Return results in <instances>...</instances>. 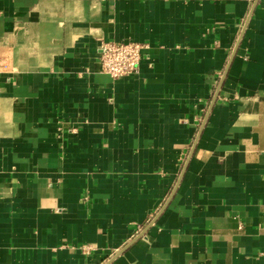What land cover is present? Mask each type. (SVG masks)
<instances>
[{"label":"crops","instance_id":"obj_1","mask_svg":"<svg viewBox=\"0 0 264 264\" xmlns=\"http://www.w3.org/2000/svg\"><path fill=\"white\" fill-rule=\"evenodd\" d=\"M0 264H264V0H0Z\"/></svg>","mask_w":264,"mask_h":264},{"label":"built area","instance_id":"obj_2","mask_svg":"<svg viewBox=\"0 0 264 264\" xmlns=\"http://www.w3.org/2000/svg\"><path fill=\"white\" fill-rule=\"evenodd\" d=\"M148 44L135 41H105L100 46L101 71L114 78L135 74L139 71L143 51Z\"/></svg>","mask_w":264,"mask_h":264},{"label":"water","instance_id":"obj_3","mask_svg":"<svg viewBox=\"0 0 264 264\" xmlns=\"http://www.w3.org/2000/svg\"><path fill=\"white\" fill-rule=\"evenodd\" d=\"M250 15H251V14H250ZM249 17H250V16H249ZM248 19H249V18H248ZM247 23H248V20H247ZM247 23H246V25H245V28H246V26H247ZM245 28H244V30H245ZM244 30H243V32H242V34H241V36H240V38H239V40H238V42H237V44H236V47H235V49H234L233 56L235 55V53H236V51H237V49H238V47H239V44H240L241 39H242V36H243V34H244ZM233 56H232V58H233ZM232 58H231V60H230V62H229V64H228V66H227V69H226V71H225V74L223 75V78H222V80H221V83H220V85H219V87H218V89H217V92H216V94H215V97H214V99H213V101H212V103H211V106H210V108H209V111H208V113H207V115H206L205 121H204V123H203V125H202V127H201V129H200V131H199V133H198V136H197V138H196V142L198 141V139H199V137H200V134H201L202 129H203L205 123H206V119H207V117H208V115H209V112H210L212 106L214 105L215 99H216V97H217V95H218V93H219V91H220V88H221V86H222V83H223L224 77H225V75H226V72H227V70H228V67H229V65H230V63H231V61H232ZM196 142H195V144H194V146H193V148H192V151H191L190 156L192 155V152H193V150H194V148H195V146H196ZM187 164H188V161H187V163H186L185 166H184V169H183V171H182V173H181V176H180V179H179L178 183L180 182V180H181V178H182V176H183V174H184V171H185V169H186ZM177 186H178V184H177ZM177 186H176L175 189L173 190V192H172L170 198H169L168 201L165 203V205L163 206V208L161 209V211L159 212V214H160V213L166 208V206H167V204L169 203V201L171 200V198H172V196H173V193L175 192ZM159 214H158V215H159ZM154 222H155V219L152 221V223H154ZM145 231H146V230H145ZM145 231H143L138 237L143 236V235L145 234ZM138 237H137V238H138ZM128 246H129V245H128ZM128 246H126V247H125V248H124L119 254H121V253H122V252H123ZM119 254H117L116 256H118ZM116 256H115V257H116ZM115 257H114V258H115Z\"/></svg>","mask_w":264,"mask_h":264}]
</instances>
